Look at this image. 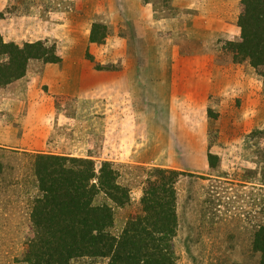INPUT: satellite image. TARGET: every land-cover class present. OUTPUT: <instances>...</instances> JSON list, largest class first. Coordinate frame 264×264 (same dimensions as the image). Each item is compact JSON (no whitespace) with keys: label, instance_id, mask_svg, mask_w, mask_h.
<instances>
[{"label":"rangeland","instance_id":"1","mask_svg":"<svg viewBox=\"0 0 264 264\" xmlns=\"http://www.w3.org/2000/svg\"><path fill=\"white\" fill-rule=\"evenodd\" d=\"M232 2L0 0L4 43L41 41L60 59H30L0 86V264H30L37 153L110 163L129 193L122 206L98 196L115 236L141 213L152 169L176 170V264H259L264 67L233 57L242 10Z\"/></svg>","mask_w":264,"mask_h":264},{"label":"trees","instance_id":"2","mask_svg":"<svg viewBox=\"0 0 264 264\" xmlns=\"http://www.w3.org/2000/svg\"><path fill=\"white\" fill-rule=\"evenodd\" d=\"M238 17L241 41L230 44L235 61L264 67V0H241ZM0 86L18 80L30 59L56 63L55 45L27 43L22 47L4 43L0 36ZM37 194L31 208L33 236L24 259L30 264H69L77 257H100L107 264H176L172 240L178 221L176 170L154 168L147 179V196L141 213L131 218L122 234L111 233L113 207L98 201L100 193L115 206L129 201L126 188L117 183L110 163L99 169L90 159L37 153L32 155ZM153 178V179H152ZM264 264V222L252 244Z\"/></svg>","mask_w":264,"mask_h":264},{"label":"crops","instance_id":"3","mask_svg":"<svg viewBox=\"0 0 264 264\" xmlns=\"http://www.w3.org/2000/svg\"><path fill=\"white\" fill-rule=\"evenodd\" d=\"M233 2L231 3L232 4V6L231 7H234V6H236L237 5V10H239V13L241 12V10H242V8L240 9V4H238L239 3V1L240 0H232ZM224 2V1H223ZM224 3H229L228 1H225ZM239 8V9H238ZM210 16V15H209ZM214 16H216L215 14L214 15H211L210 17H214ZM171 71V70H170ZM171 76H172V84H173V88L175 87L176 88V86L178 85V81L177 82H175V74H171ZM178 91V90H177ZM181 100H183V99H181ZM187 100H189V99H187ZM186 101V100H185Z\"/></svg>","mask_w":264,"mask_h":264}]
</instances>
